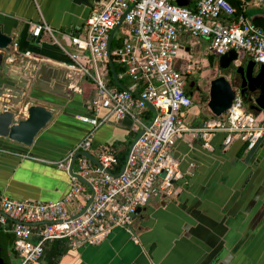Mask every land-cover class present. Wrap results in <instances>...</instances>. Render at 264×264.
<instances>
[{"label":"built area","instance_id":"obj_1","mask_svg":"<svg viewBox=\"0 0 264 264\" xmlns=\"http://www.w3.org/2000/svg\"><path fill=\"white\" fill-rule=\"evenodd\" d=\"M97 3L99 7L84 19L82 34L53 29L45 22L29 25L32 37L45 33L69 58L60 64L66 70L67 88L77 91L81 81L90 82L94 94L86 103L89 113L79 117L88 124L82 138L62 158L47 161L67 175L62 197L14 200L0 194V231L11 235L17 257L10 264H42L43 245L54 239H64L74 249L99 244L114 228L130 233L135 210L150 196L175 195L176 183L188 174L172 154L176 140H198L207 151H213L217 133L222 134L223 147L234 139L264 140V111L244 110L238 94L220 116L194 122L187 113L194 99L183 90L181 36L204 38V54L217 57L234 50L238 57L246 55L256 65H264V30L254 27L245 13H235L227 0H188L185 5L175 0ZM247 6L264 8V0L244 2V12ZM121 16L107 49L108 35ZM117 28L120 32L115 36ZM108 58L118 66L115 77L123 82V89L108 83ZM145 102L153 107L154 116ZM110 117L128 118L135 134L143 129L119 174L110 171L116 159L107 147L91 151L93 131ZM78 151L89 152L101 168L76 154L68 172ZM76 176L91 185L92 195Z\"/></svg>","mask_w":264,"mask_h":264},{"label":"crops","instance_id":"obj_2","mask_svg":"<svg viewBox=\"0 0 264 264\" xmlns=\"http://www.w3.org/2000/svg\"><path fill=\"white\" fill-rule=\"evenodd\" d=\"M97 2L0 0V26L24 58L60 66L69 58L45 33L32 37L30 23L82 34ZM187 41L179 37L189 52ZM79 84L80 90L67 88L70 97L38 91L39 102L57 111L29 147L0 139L1 195L48 201L65 193L67 175L47 161L62 158L88 128L79 117L89 113L86 103L94 90L90 82ZM187 113L194 122L205 118ZM134 135L128 118L110 117L93 131L91 151L107 147L117 152ZM221 139L220 133L213 136V151L198 140H176L172 154L188 174L176 183L175 195L142 206L130 225L133 234L114 228L97 245L68 248L54 264H264V144L251 149L253 142L234 139L223 147Z\"/></svg>","mask_w":264,"mask_h":264},{"label":"water","instance_id":"obj_3","mask_svg":"<svg viewBox=\"0 0 264 264\" xmlns=\"http://www.w3.org/2000/svg\"><path fill=\"white\" fill-rule=\"evenodd\" d=\"M187 1L175 0L178 5H185ZM242 1L247 3L251 0ZM81 2L90 6L89 0H81ZM245 15L254 27L264 30L263 13L254 11L246 12ZM122 16L108 35L107 49L109 48L112 33ZM19 52L21 51L18 49L17 42L13 40L11 35L3 32L0 26V139L23 147H29L34 138L49 125L57 111V107L51 106L49 108L43 102H39L36 97L38 91H47L67 97H70V92L67 89L68 80L66 78V70L63 67L46 62L36 64L34 60L24 58ZM205 58L208 64H211L213 55L206 54ZM215 58L217 66L222 69L226 68L230 63L235 64V72L239 74L240 80L236 88L223 75H216L208 81L206 88L207 99L205 101L208 113L211 116L218 117L231 106L236 94L241 99H244L247 92H253L254 90H258L257 94L253 97L252 103L247 105V109L253 114L264 111V65H258V68L253 71L254 62L251 59H247L244 67L239 66L242 58L238 57L234 50H229ZM107 63L113 81L119 88L123 89L124 87L115 77L114 68L109 58ZM145 105L152 113V116H154L153 107L148 102H145ZM149 124L150 122L146 126ZM142 132L143 129L132 137L117 174L122 172L128 151ZM263 144V139H256L251 149ZM76 154L85 156L92 164L101 168L99 162L89 152L78 151L71 157L68 172H70L71 164ZM104 170L107 171V169ZM76 178L89 189L92 195L91 185L80 176H76ZM88 202L89 200L86 204ZM139 210L140 208H137L135 212L137 213ZM0 264H10L7 252V238L2 233H0Z\"/></svg>","mask_w":264,"mask_h":264},{"label":"rangeland","instance_id":"obj_4","mask_svg":"<svg viewBox=\"0 0 264 264\" xmlns=\"http://www.w3.org/2000/svg\"><path fill=\"white\" fill-rule=\"evenodd\" d=\"M245 11L247 13L257 11V12H260V13L264 14V8H261V7H259V8H251V7L247 6ZM119 32H120V28H117L115 30V36H117L119 34ZM187 42H190V44H189L190 45L189 46V53L192 54V58H194L195 60H199L197 62V65L200 67L201 74L204 75V77H205V80L202 83H200L201 93H203V94H201V99L198 100L197 96L194 98L192 106L190 107V111H191L192 114H194V115H196L198 117H200V114H202L203 116L206 117L205 113L209 114L208 111L206 110V107H205V101H206L205 97L207 99L206 88H207L208 81L211 78H213L214 76H216V75H223L227 80H229L231 85L233 87H235V88L238 87L239 81L234 79L233 73L231 72L230 67L227 68V69H223V70L220 69L217 72H215L214 70H208L207 69L206 64H205V62L203 60L205 55L202 53V50L204 49V46H205L204 38H193V37H191V38L188 39ZM184 46H187L186 42H184ZM242 59H244V61H245V60L248 59V57L246 55H244ZM124 83H128V80H124ZM78 85H80V84H78ZM204 93H206V94L204 95ZM242 105L245 107L246 105H248V103L245 104V103L242 102ZM149 115L152 116V113L150 112ZM158 198H159V196H154L152 198H148V200L146 202L147 205L152 203V202H156L158 200ZM130 233L133 234V231H132L131 228H130ZM7 252H8V256H9L10 262L11 263L16 262L17 261V257L15 256L14 251H11V244L7 245Z\"/></svg>","mask_w":264,"mask_h":264},{"label":"trees","instance_id":"obj_5","mask_svg":"<svg viewBox=\"0 0 264 264\" xmlns=\"http://www.w3.org/2000/svg\"><path fill=\"white\" fill-rule=\"evenodd\" d=\"M231 6L234 8L235 10V13H246L243 11V7H244V2L242 0H227ZM111 45L113 46L114 45V42L112 41ZM113 68H114V71L117 72L118 71V66L113 64ZM105 73H106V76L108 78V83L111 85V86H115V82L113 81L112 77H111V72H110V69L108 67V64H106V67H105ZM122 82V81H120ZM123 83V82H122ZM117 86V85H116ZM201 94L203 93H199L197 95V98L198 100L201 99ZM206 93H204L205 95ZM207 95V94H206ZM205 100H206V97H205ZM250 100V99H249ZM248 100V101H249ZM253 99H251L250 101H252ZM248 101L244 99H241V106L244 110L248 111L247 109V105L244 107L242 105V102L247 104L249 103ZM206 114V117H212L211 115ZM130 140L128 142H126L123 146V148L117 152H114L112 153V150L110 149L109 152L111 154H114L115 153V159H116V164L114 165V167H112V169H110L111 172H114L116 173L120 166L122 165L123 163V160H124V156L127 152V149H128V145L130 144ZM4 235L6 236L7 238V245L8 244H11V251L12 250V237L10 234L8 233H4ZM69 246L66 242V240L64 239H54V240H51V241H48L46 243H44L43 245V256H42V259L44 261V264H54L55 261L62 255L64 254L67 250H68ZM11 263V262H10Z\"/></svg>","mask_w":264,"mask_h":264},{"label":"flooded vegetation","instance_id":"obj_6","mask_svg":"<svg viewBox=\"0 0 264 264\" xmlns=\"http://www.w3.org/2000/svg\"><path fill=\"white\" fill-rule=\"evenodd\" d=\"M182 56V78H183V90L184 92L190 96L192 99H194L200 92H201V86L200 83H202L205 80L204 75L201 74L200 67L197 65V62L199 60H195L192 58V54L187 51L181 52ZM206 67L208 70H214L217 72L218 70H223L222 68H219L217 66L216 58L213 56L211 60V64H208L206 58H203ZM245 61L242 59V61L239 63V66L244 67ZM230 67L231 72L233 73V77L236 80H240L239 74L235 72L236 65L233 63H230L226 68ZM258 68V65L254 63L252 70H256ZM258 90H254L253 92H247L245 100L248 101L249 99H253V97L257 94ZM248 101V104H251L252 101Z\"/></svg>","mask_w":264,"mask_h":264}]
</instances>
